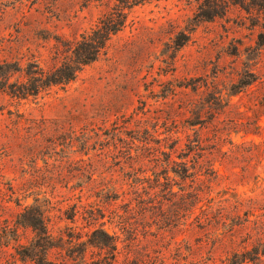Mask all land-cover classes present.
Returning a JSON list of instances; mask_svg holds the SVG:
<instances>
[{
  "label": "rangeland",
  "instance_id": "rangeland-1",
  "mask_svg": "<svg viewBox=\"0 0 264 264\" xmlns=\"http://www.w3.org/2000/svg\"><path fill=\"white\" fill-rule=\"evenodd\" d=\"M116 1L0 0V236L11 232L0 264H13L15 231L22 243L32 237L17 225L27 207L67 248L73 242L77 261L95 227L116 234L121 248L128 230L164 227L166 244L190 240L198 156L207 158L202 174L212 188L202 205L214 227L232 230L237 245L264 238V0L228 9L212 0H149L74 82L27 99L6 93L23 79L11 73L16 66L53 68L58 51L64 56ZM178 129L205 143L192 144L189 156L185 140L176 146L174 166L187 167L189 178L160 185L157 142ZM216 135L222 152L212 146ZM161 246L149 237L139 248Z\"/></svg>",
  "mask_w": 264,
  "mask_h": 264
},
{
  "label": "trees",
  "instance_id": "trees-1",
  "mask_svg": "<svg viewBox=\"0 0 264 264\" xmlns=\"http://www.w3.org/2000/svg\"><path fill=\"white\" fill-rule=\"evenodd\" d=\"M148 1L117 0L114 8L99 20L95 28L83 34L74 45L68 46V52L64 56L58 51V61L53 68L44 69L39 63L28 65L26 70L16 66L11 73H19L23 79L20 80L19 78L15 82H11L6 87V93L14 98L27 99L39 95L46 89L74 82L85 67L98 60L112 37L122 31L127 22L128 13ZM225 1L212 0L211 2H220L221 5H225L226 9L229 8L230 4H238L236 0ZM204 3L207 6V2ZM217 16H220V12L213 15V17ZM207 19L211 20L212 16H208ZM5 67L0 65V71H3ZM197 90L199 89L196 88L194 91ZM180 133L179 129L177 132L166 130L163 133V138L157 142L158 150L161 155L165 156L158 163L156 171L153 170L160 185L162 179L165 180V184L171 182L173 175L184 181L189 178L187 167L176 169L174 166L172 154L176 146L181 145L185 140L184 143H186L189 156L193 152L192 144L199 148L205 143L202 135L198 132L195 134V140H192L187 133ZM150 142L148 140L144 147L150 145ZM221 143L222 139L219 135H216V138L212 140V146L219 152H222ZM163 149H169L170 153L163 151ZM206 159L203 156L195 158L194 167L197 171L191 176L193 188L191 194L188 193V197L191 202L190 211L194 222L189 226L191 229L187 230L191 237L190 240L176 242L174 238H171L166 244L167 231H163L164 227L158 228V232L150 230L144 234H140L137 230H128L124 231L127 238L123 242H127V244L121 248L120 239L116 234H111L102 226L95 227L86 234L87 240L81 242L83 251L80 260L77 261L71 256L69 248L73 242L68 243L69 247L67 248L63 238L54 235L45 223L43 214L40 211L35 213L31 207H27L19 215L20 221L17 225L25 231H31L32 237L26 243H22L18 231L14 232L13 241L16 246L13 264H119V257L123 252H125V259L122 264H169V262H171L170 264H264L262 233L258 234L255 242L250 237L243 244L237 245L233 241L234 233L232 230L228 232L214 227L216 223H219L218 220L212 216L213 213L208 212V209L202 205L212 188L207 185L211 183L210 175L202 174L201 163L207 162ZM211 168L215 169L212 165ZM139 183H135L136 185L132 187L138 188ZM162 222V224L170 225L169 220H162ZM186 226L188 228V225ZM10 233V231L3 230L0 236V247L3 246V240L10 237ZM149 237L163 246L150 252L148 248L140 250L141 238ZM56 251H61L60 259L53 258Z\"/></svg>",
  "mask_w": 264,
  "mask_h": 264
}]
</instances>
